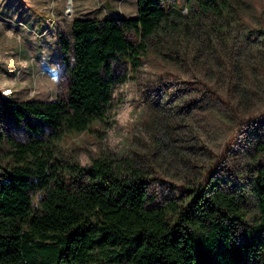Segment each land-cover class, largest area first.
Listing matches in <instances>:
<instances>
[{
	"label": "trees",
	"instance_id": "1",
	"mask_svg": "<svg viewBox=\"0 0 264 264\" xmlns=\"http://www.w3.org/2000/svg\"><path fill=\"white\" fill-rule=\"evenodd\" d=\"M170 1L137 0L134 18L75 19L72 47L62 39L67 95L1 101L0 264H264V121L248 131L243 182L212 167L172 197L151 192L136 157H57L64 137L107 118L114 65L137 70L153 44L184 47L209 74L231 75L239 57L235 94L250 100L248 72L264 69V0Z\"/></svg>",
	"mask_w": 264,
	"mask_h": 264
},
{
	"label": "rangeland",
	"instance_id": "2",
	"mask_svg": "<svg viewBox=\"0 0 264 264\" xmlns=\"http://www.w3.org/2000/svg\"><path fill=\"white\" fill-rule=\"evenodd\" d=\"M112 16L136 17L137 0H0V103L64 98L72 53L62 50V39L72 47L75 19ZM127 35L139 41L134 32ZM184 51L153 44L137 70L127 62L115 64L107 118L64 137L56 146L57 157L83 166L103 153L136 157L148 171L151 192L160 198L197 184L212 167L219 177L243 182L251 165L248 131L264 121V69L249 70L246 100L235 94L233 64L239 57L225 76L209 74ZM9 127L17 138H27L23 128Z\"/></svg>",
	"mask_w": 264,
	"mask_h": 264
},
{
	"label": "bare ground",
	"instance_id": "3",
	"mask_svg": "<svg viewBox=\"0 0 264 264\" xmlns=\"http://www.w3.org/2000/svg\"><path fill=\"white\" fill-rule=\"evenodd\" d=\"M70 11V10H69Z\"/></svg>",
	"mask_w": 264,
	"mask_h": 264
}]
</instances>
